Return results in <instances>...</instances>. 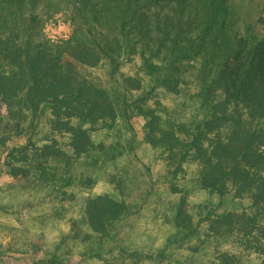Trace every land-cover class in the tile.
Here are the masks:
<instances>
[{
    "label": "trees",
    "instance_id": "obj_1",
    "mask_svg": "<svg viewBox=\"0 0 264 264\" xmlns=\"http://www.w3.org/2000/svg\"><path fill=\"white\" fill-rule=\"evenodd\" d=\"M68 4L87 40L54 44L42 33L44 17ZM123 56L140 61L134 75L122 71ZM103 62L127 92V109L149 118L148 142L160 150L170 177L185 180L193 167L199 189L213 200L233 194L250 205L205 211L195 221L184 209L186 187L170 181L180 195L170 222L177 238L195 242L187 256L173 257L167 248L156 254L122 249L109 258L95 253L97 262L264 264V6L249 22L234 0H0V122L17 124L20 137L28 121L25 143L4 151L3 166L12 178L32 181L53 205L88 193L99 179L89 160L105 146L94 136L115 127L118 110L79 65ZM192 70L196 83L187 77ZM140 72L154 83L151 90ZM159 88L183 98L184 106L199 104L203 117L170 116ZM84 210L88 245L111 238L131 214L110 195L88 199ZM213 241L228 248L210 254Z\"/></svg>",
    "mask_w": 264,
    "mask_h": 264
},
{
    "label": "rangeland",
    "instance_id": "obj_2",
    "mask_svg": "<svg viewBox=\"0 0 264 264\" xmlns=\"http://www.w3.org/2000/svg\"><path fill=\"white\" fill-rule=\"evenodd\" d=\"M236 6L246 20H257L264 0H234ZM74 6L66 5L61 11L44 17L43 35L54 44L86 41L74 21ZM259 30L258 25L255 26ZM81 33V34H80ZM122 71L134 75L140 61L134 64L126 61L123 56ZM81 76L97 87L105 89L113 99L118 110V120L112 130H101L96 133L95 140L105 146L103 152H95L91 164L96 165L99 179L88 193H77L63 205L49 203L39 187L33 186L29 180L19 181L12 178L4 169V151L25 143L28 132V121L20 128L25 134L16 137L18 125L3 119L0 122V259L2 264H50L57 259L62 264H100L94 257L101 253L109 258L125 249L129 252L138 251L144 254H156L166 249L173 257H185L189 252L190 243L177 238V230L173 227L172 211H176L180 195L174 194L170 181L185 186L188 192L184 206L195 221L205 211L219 213L245 209L250 201L235 198L233 194L221 200H213L201 191L194 179V168L191 167L187 178L180 175L174 179L167 174L164 161L160 158V150L153 148L147 139L149 118L137 110L127 109L123 99L127 92L110 75L107 62L92 68L79 65ZM147 83L149 91L154 83L142 72L139 73ZM197 72L192 70L188 80L196 83ZM194 90V87L192 91ZM162 102L170 116L186 122L192 118L203 117L199 104L183 105V98H176L157 89ZM4 113V112H3ZM165 117L164 113H160ZM59 141H63L58 136ZM66 142V141H65ZM31 180V179H30ZM5 189V190H4ZM110 195L125 202L130 215L115 226L111 238L101 245H88L86 235L88 229L82 224L84 206L88 199ZM1 205L7 208L2 209ZM74 223H77L75 225ZM82 224V225H81ZM78 235H75V232ZM90 248L92 249L90 251ZM224 241H213L207 245L208 253L226 250ZM128 263V262H127ZM254 261L249 264H253ZM143 264H154L145 261Z\"/></svg>",
    "mask_w": 264,
    "mask_h": 264
}]
</instances>
